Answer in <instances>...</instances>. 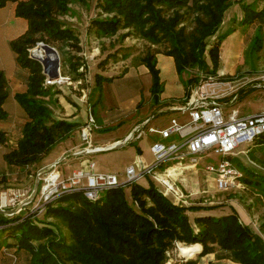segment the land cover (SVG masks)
Returning a JSON list of instances; mask_svg holds the SVG:
<instances>
[{"label":"trees","instance_id":"1","mask_svg":"<svg viewBox=\"0 0 264 264\" xmlns=\"http://www.w3.org/2000/svg\"><path fill=\"white\" fill-rule=\"evenodd\" d=\"M8 2L16 4L15 15L28 24L24 33L9 42L16 63L27 70L28 76L26 90L14 94L26 120L15 147L4 152L2 158L8 167L25 169L38 163L54 143L68 137L78 125L52 116L48 102L52 100V86L45 84L42 65L29 55V48L43 42L60 43L63 52L65 46L81 51L77 34L60 17L70 12V4H86V0H0V8ZM234 4L241 8L239 25H254L249 50L260 51L264 46V0H96L100 14L90 25L97 38L112 37L127 29L122 38L140 36L155 43L168 42L166 55L173 57L177 73L181 74L185 68L196 71L182 80L188 94L189 87L202 79L219 77L221 43L236 27L217 35L214 42L209 38L216 35L226 10ZM163 7L173 9L172 16H162ZM182 8L193 14L195 33L189 41L182 34L181 23L185 18V13L179 12ZM65 51H68L65 53L69 67L78 72L80 63L75 61V54L69 49ZM141 62L151 75L150 93L158 102L163 91L159 70L150 56ZM112 79L95 74V86H100L101 91L102 82ZM221 79L231 78L221 76ZM7 98L8 81L0 69V122L8 118L3 107ZM8 141L7 132L0 128V146ZM253 142L258 143V148L248 151V157L264 166L258 156L264 155V135ZM238 159L231 157L241 172L256 174ZM145 177H148L147 185L137 181L126 184L130 203L125 197L124 184H120L103 191L104 195L96 200L86 198L79 191L62 194L47 203L41 214L9 217L0 213V251L8 250V262L0 261V264H16L20 259L25 264H165L175 242L201 244L199 256L214 253L217 260L264 264V220L260 231L255 232L240 220L235 209L217 215L212 214V206L175 203L149 176ZM258 177L264 182V175ZM241 180L243 184L251 183L250 177H243V172ZM182 264H196V260Z\"/></svg>","mask_w":264,"mask_h":264},{"label":"rangeland","instance_id":"2","mask_svg":"<svg viewBox=\"0 0 264 264\" xmlns=\"http://www.w3.org/2000/svg\"><path fill=\"white\" fill-rule=\"evenodd\" d=\"M247 1L250 2L251 0ZM95 3L96 0H86V4L74 2L70 4V12L60 17L63 24L73 29L77 34L81 51L75 52L72 48L65 46L63 52L60 50V43L47 44L55 50L51 53L55 54L56 58L50 61L47 56L49 53L43 48L45 43L38 42L35 46L29 48V55L40 61L42 65V73L46 76L45 84L52 86V100H57L55 103H52V100H47L50 103L52 116L55 119H63L78 124L69 134V137L54 143L39 162L41 164L43 162L59 161L56 165L62 176L67 178L73 170L80 168L76 159V157L81 156L78 151L88 147L87 143L80 140V133L81 128L88 122L90 116L93 120V127L90 132L91 147H89L93 148L95 142L113 135H116V137L127 135L123 138H129L132 124L140 118L150 117L155 113L151 119L152 121L145 125V133L140 139L115 149L99 151L88 156L94 163L93 172L115 175L118 184H124L126 182L125 169L127 165L138 167L140 164H144L150 166L154 162V155L150 147L157 143V140L161 141L162 138L154 132H148V127L161 130L169 127L171 119H176L179 124H184L190 118L188 112H168L164 110L163 113H156L158 103L153 100L150 93L151 75L141 62L145 57L150 56L152 58L155 67L160 71V77L164 82L166 91L170 82L169 78L174 75L176 69L173 57L166 55L170 44L166 41L155 43L140 36L122 38L121 35L127 29L120 30L118 34L112 37L97 38L90 25L91 20L100 14V11L95 7ZM236 9L235 14H239L241 8L237 6ZM230 10L225 12V21L222 22L216 35L209 38L210 42H214L217 35L223 34L233 25V23H228L226 20L232 14V12H229ZM179 12L185 13L184 21L181 23V26L184 27L182 34L184 39L189 41L195 33L192 20L193 14L186 8L179 9ZM172 14L173 9L163 7L162 16L168 18ZM101 16H104V14ZM237 19L238 17H235V21ZM234 26L236 30L223 39L221 43V58L217 72L218 76L230 77L234 81L231 83V87H240L237 92V102L229 106L227 110H236L240 115L264 112V90L254 88L250 83L241 86L246 79H252L258 74L264 73V46L260 51L249 50L254 25L242 27L239 22H236ZM262 32L264 37V28ZM34 49L41 50L44 54L43 59L36 56L33 52ZM67 49L75 54V61L80 63L78 72H73L68 65L66 60L68 53H65L68 52L65 51ZM166 57L173 59H168L169 63L172 64V66L169 65L170 71L169 66L166 65ZM46 60L47 63H45ZM195 73L194 69L185 68L181 74L177 73V80L183 84L182 79H186ZM95 74L113 77V79L102 82L100 91L98 89L100 86H95ZM242 76L243 78H240ZM13 103H16V101L8 82V98L3 107L9 116L5 121L0 122V128L7 132L9 138L7 145L0 146V200L1 196L4 195H7V197L16 196V203L11 206L7 204L3 210H10L13 213L11 216H25L30 212L29 207L32 206V203L30 204L28 201L32 200V191L35 189V176L28 175L32 169L34 170L40 164L38 162L32 168L16 169L6 166L3 161V153L15 147L17 139L21 135V127L26 120L23 111L15 114ZM17 108L22 110L18 104ZM173 140L174 138L164 140L163 143L168 144ZM74 145H76V152L74 154L67 152V149L72 148ZM257 146L258 143L255 142L242 143L232 151L231 156L238 157V162L255 171L256 174L253 175H248L245 170L242 171L243 177H250V184L240 183L239 186L228 191L217 190L212 174L207 172L204 167L210 163L217 164L220 155L214 153V151L204 152L198 159L196 168H173V170H170L168 180L174 184L173 193H177V198L175 199L173 196L171 197L172 200L186 206H212L214 207L212 214L217 215L228 214L232 212V209H235L243 223L249 225L255 232L260 231V224L264 220V182L258 176L264 175V166L250 160L248 157V151L257 149ZM138 147L142 150L140 153L143 158L136 156ZM56 156H58L57 159H55ZM258 156L264 161V155L259 153ZM53 159L55 160L52 161ZM171 163V161L163 162L157 170L164 173V168ZM183 163L187 166L190 159L188 158ZM137 167H135L136 170ZM149 178L157 187L163 189V185L159 181L150 176ZM147 179L148 177H142L137 182L147 185ZM254 181H258L257 184H254ZM124 192L127 201L130 203L129 186L126 184H124ZM100 195L103 196L104 192H101ZM20 201H27L28 204L21 206ZM195 245L199 246L197 250L191 256H184L180 254L179 247L186 246V244L175 242L170 250L169 260L165 264H175V262L182 264L189 260H196V264L199 262L237 264L227 259L217 261L214 253L199 256L202 250L201 244L196 243ZM7 251L5 249L0 251V261L8 262ZM209 257L213 262L208 261L207 258ZM16 264H24V262L20 259Z\"/></svg>","mask_w":264,"mask_h":264},{"label":"built area","instance_id":"3","mask_svg":"<svg viewBox=\"0 0 264 264\" xmlns=\"http://www.w3.org/2000/svg\"><path fill=\"white\" fill-rule=\"evenodd\" d=\"M232 82H234L232 79L224 80L220 76H208L197 85L189 87L183 105L176 108L178 111L188 112L189 121L179 124L176 119H171L169 127L161 130L148 128V132L157 133L162 138L173 134L178 135L181 141L168 144L157 142L152 145L150 150L154 155L153 164L150 166L140 164L138 167L127 166L124 184L150 176L163 185L161 191L164 195L174 196L176 199L177 193H173L174 184L168 180L169 169H194L198 166L201 154L214 151L220 155L219 162L215 165L206 164L204 168L212 174L216 189L228 191L239 186L242 183V172L231 161L232 151L240 144H250L258 136L264 135V112L240 115L236 110H227L229 106L237 102V92L240 88L239 86L231 87ZM244 82L241 86L250 83L252 87L264 90V73L252 79H246ZM152 117L153 115L145 120V125ZM92 127L93 120L90 116L88 122L81 128L80 140L88 144V147L83 150L90 148ZM133 131L134 139H139L145 133L141 126H136ZM188 158L190 163L185 166L183 161ZM167 161L172 163L164 168V173L157 170L163 162ZM56 164L34 174L38 188L32 191V200L28 199V203H32L29 213L41 214L47 203L62 194L79 191L86 198L96 200L101 192L120 185L115 175L93 172L94 163L90 159L85 161L83 167L73 170L67 178L62 176ZM135 167L138 169L136 170ZM15 197L1 196L0 209L3 214H10L7 216L13 214L10 210L5 211L3 208L7 204L14 205ZM28 203L20 201L19 204L23 206Z\"/></svg>","mask_w":264,"mask_h":264},{"label":"crops","instance_id":"4","mask_svg":"<svg viewBox=\"0 0 264 264\" xmlns=\"http://www.w3.org/2000/svg\"><path fill=\"white\" fill-rule=\"evenodd\" d=\"M246 2H248V1L246 0ZM237 6L240 8V6L238 4H234V5L231 6L232 8H228V10L231 9L229 12H232V14L229 15L226 20L228 21V23H233V25L230 24L231 27L234 26L236 24V22L239 21L240 16H241V9H240V13L238 12L239 14H235L236 10H237L236 9ZM15 7H16V4L14 2H8L5 6L0 8V69L4 71V73L6 75V78H7V81L10 83L11 90H12V93H13V98H14V94L15 93H21V92H24L26 90L27 76H28L27 70L21 68L16 63L15 53L11 50V48L9 46V42L12 39H15L16 37L20 36L22 33H24L26 31V29H27V26H28L27 21L24 18L17 17L15 15ZM228 10H226V11H228ZM235 17H238L237 21H235ZM224 21H225V16L223 18V22ZM227 27H230V26H227ZM235 47H237V46H235ZM236 51H237V49H236ZM236 51H235V53H236ZM166 58H165L166 61H167L166 65H168V66L171 65L172 66V64L169 63L168 59H170V60H173V59L170 58V57L169 58L166 57ZM220 58H221V55H220ZM168 69L170 71V66H169ZM175 73H174V75L170 76V78H169V81H170L169 82V86H168L166 91H165L164 82L162 81V79L160 77L161 81L163 82V86L164 87H163V91L160 94V98H159V100L157 102L158 103L157 104L158 108L155 110L156 113H163L164 110L168 111V112L178 111L176 108L182 106L183 103H184V100H185V97H186L187 94L185 92L184 85L182 83H179L178 80H177V71H176V69H175ZM159 76H160V71H159ZM17 104H18L17 101H16V103H13V105H15V107H14L15 111H16L15 114H19V113H21V111H23V109L22 110L21 109L18 110ZM153 108H155V107H153ZM154 115H155V113L153 114V116ZM150 117H146L145 116L144 118H140L134 124H132V128H131V131H130V134H129V138L130 139H129V142L126 143V144H130V143L135 142V140H138V139H134L133 138L134 135L132 136V133L134 132L133 131L134 128L136 126H141L144 129L145 128V120L150 118ZM151 119L149 120V122L152 121ZM148 123L146 125H148ZM157 135H159V134H157ZM70 136H72V135H70ZM126 136L127 135L121 136V137H116V135H113V136H111L109 138H106V139H103V140H99L98 142H95V145H93V144L92 145H93V147H98V146H103V145L106 146V145L111 144V143L119 142V141L124 139L123 137H126ZM172 138H174V140L171 141V142H179V141H181V139L178 137V135H174V134L170 135L167 138H162L161 141L160 140H157V141L158 142L160 141V142L163 143L164 140H168V139H172ZM122 146H124V145H122ZM90 147H91V145H90ZM82 151H83V149L78 151V152L81 153V156L76 157L77 162H78V166L80 168L84 166V163H85L86 160L90 159V158H88V156H90V154L82 153ZM141 151H142L141 148L138 147L136 156H140V157L143 158L142 154L140 153ZM67 152H72L74 154V152H76V145H74L72 148H68ZM57 158H58V156H56L55 159H57ZM55 159H53L52 161H54ZM56 162L57 161H54L52 163L51 162H43L41 164L39 162L40 165L38 167H35L34 170L32 169L28 176H33L36 172L43 171L44 169H46L47 167H49L50 165H52V164H54ZM34 166L35 165L30 166L29 168H32ZM11 168L20 169L18 167H11ZM202 213L203 212H201V214ZM207 259H208V261L211 260L210 257L207 258ZM221 260H223V259H221ZM227 260L231 261L229 259H227ZM217 261H220V260H217ZM23 262H24V260H23ZM211 262H213V261L211 260ZM233 263H235V262H233ZM175 264H180V263L179 262H177V263L175 262ZM198 264H207V263L206 262H199Z\"/></svg>","mask_w":264,"mask_h":264},{"label":"water","instance_id":"5","mask_svg":"<svg viewBox=\"0 0 264 264\" xmlns=\"http://www.w3.org/2000/svg\"><path fill=\"white\" fill-rule=\"evenodd\" d=\"M43 48L47 51V52H55V50L52 48V47H50V46H48L47 44H43ZM45 63H47V60L45 61ZM129 142V138H125V139H123V140H121V141H119V142H116V143H111V144H108V145H106V146H98V147H94V148H87V149H85V150H83L82 151V153H86V154H92V153H96V152H99V151H105V150H110V149H115V148H118V147H120V146H122V145H125L126 143H128ZM57 162H59V161H57ZM56 162V163H57ZM55 163V164H56ZM48 168V167H47ZM46 168V169H47ZM45 170V169H44ZM38 188V182L36 181L35 182V189H37ZM2 211L0 210V213H1Z\"/></svg>","mask_w":264,"mask_h":264},{"label":"bare ground","instance_id":"6","mask_svg":"<svg viewBox=\"0 0 264 264\" xmlns=\"http://www.w3.org/2000/svg\"><path fill=\"white\" fill-rule=\"evenodd\" d=\"M37 57H40L41 59H43V55L41 50H38V49H34L33 51ZM49 54L47 55L49 60L50 61H53V59L56 58L55 54H52L51 52H48ZM173 170V168H170V170ZM199 246L198 245H195V244H192V245H186V246H180L179 247V252L181 255H184V256H191L195 250H197Z\"/></svg>","mask_w":264,"mask_h":264}]
</instances>
